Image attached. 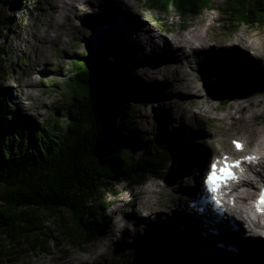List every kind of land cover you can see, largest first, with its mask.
Here are the masks:
<instances>
[{
	"label": "rangeland",
	"instance_id": "1",
	"mask_svg": "<svg viewBox=\"0 0 264 264\" xmlns=\"http://www.w3.org/2000/svg\"><path fill=\"white\" fill-rule=\"evenodd\" d=\"M79 1H82L83 11L77 4ZM79 1L18 0L21 6L14 5L5 10V15L13 19V33L5 40V78L0 83V92H5V95L0 99L4 104L15 105L22 116H30L40 123H61L62 119L66 122L63 111L66 102L70 100L73 61L96 60L97 67L102 71L118 75L125 89L141 91L142 96H150V100L131 108L127 119L131 128L136 131V136L149 146L153 145L152 140L160 124L165 126L164 136L169 140V145L174 144L166 166L167 176L141 177L136 183L123 182L105 189L101 202L111 203L113 206L108 210L104 209L101 215L93 219L97 220V224L88 231L91 241H85L86 234L81 230H74L72 236H68L50 215L47 226L56 229L55 239L48 245L49 251L29 249V253L15 262L3 255L0 247V264H83V261L95 258V250L102 253L96 258L99 264H144L145 259H149V264H160L147 253H157L169 258L170 252L166 251L167 245L163 242L166 237L163 236L172 228L169 225L171 220L163 222L159 214L147 220L146 214H163L171 207H178L184 194L182 191L193 187L189 179L197 177V167H194L193 173L182 174L181 179L177 180L176 165H181L184 172L189 165L184 159H180L181 154L177 150L181 149L189 156L193 155L189 153L191 150L204 151V155L207 151V167L209 154L213 156V152L219 154L229 150L233 138L246 142V134L254 130L261 131L260 137H264V97L256 86L247 88V91L227 104L219 99L220 88L233 78L245 77L255 82H264V69L256 68L258 59L264 57V21L245 24L228 19L220 8L232 3L230 0H211L215 9H205L187 20L178 10L152 8L151 0H131L133 10H129L121 0H98L101 6L97 12L92 9L87 11L86 8H90L87 0ZM57 5H67L66 17L54 10ZM54 20L56 24L52 23ZM140 23L142 26L147 25L144 27L156 29L159 34L154 38L157 35L172 37L203 26L212 38L210 45L221 42L224 48L233 40L236 42L237 34L244 32L245 37L252 39L255 47L239 44L243 48V54L251 58L248 48H257L262 52V57L251 58L253 62L250 65L257 72L241 73L237 69L239 65L243 68L246 65L243 57H238L240 62L235 59L232 64L228 61L231 59L229 51H214L212 45L201 52L184 56L181 63V76L202 86L197 92H182L176 85L170 84V81L177 84L178 75L171 74L164 78L160 75L159 82H148L144 76L136 75L143 72L139 68L140 51L133 40L139 35L143 37L144 29ZM185 24L187 26L183 27ZM151 30L150 33L154 35L155 31ZM148 50L146 43L145 52ZM250 51L255 52L254 49ZM226 58L227 61H224ZM130 67L137 69L131 72ZM211 74H220L222 80ZM257 141L259 140H254L248 146L249 150L253 151ZM208 144L213 146V150L209 149ZM147 150L141 149L139 156L146 155ZM173 164H176L174 168ZM258 185L259 183L256 184ZM252 200L253 197L248 199L250 209ZM142 214L144 216L138 218V222L133 221L132 225L126 226L132 218ZM112 228H115V235L112 236L114 240H110L108 245L104 241V232L112 233ZM15 245L10 248L13 250Z\"/></svg>",
	"mask_w": 264,
	"mask_h": 264
},
{
	"label": "trees",
	"instance_id": "2",
	"mask_svg": "<svg viewBox=\"0 0 264 264\" xmlns=\"http://www.w3.org/2000/svg\"><path fill=\"white\" fill-rule=\"evenodd\" d=\"M230 1L220 9L233 22L264 21V0ZM151 2L152 8L178 10L186 20L215 9L211 0ZM20 3L0 0V83L5 78V40L13 33V19L5 10ZM94 61H73L71 95L63 111L66 122L40 123L0 99V247L10 261L17 262L29 249L49 251L56 229L47 226L50 215L65 234L81 230L89 242L88 231L97 224L93 219L113 206L101 202L105 189L141 177L167 176L174 144L165 138V126L160 124L149 146L127 119L129 110L150 96L128 91L118 75L105 73ZM253 86L264 97L263 81L239 77L220 88L219 99L227 104ZM143 148L148 153L141 157Z\"/></svg>",
	"mask_w": 264,
	"mask_h": 264
},
{
	"label": "bare ground",
	"instance_id": "3",
	"mask_svg": "<svg viewBox=\"0 0 264 264\" xmlns=\"http://www.w3.org/2000/svg\"><path fill=\"white\" fill-rule=\"evenodd\" d=\"M65 1L70 2V0H65ZM75 1L78 2L79 0H75ZM121 1L124 3V5H126V7L129 8V10H133L132 9L133 2L131 0H121ZM81 2L82 1H79L77 4L80 6V8L83 11L84 8H83V5H81ZM86 3L90 5V8H86L87 11H89V9H92L93 11L97 12L99 11V7L101 6V4L98 3V0H87ZM67 4H70V3H67ZM74 4L75 3L73 2L72 5ZM93 5H95V7H93ZM66 8H67V5L65 6L57 5L54 10L58 11V13L61 16L66 17V12H67ZM139 14L141 15V13ZM144 22L142 21V23ZM52 23L56 24V21L54 20L52 21ZM142 23L140 24H141V27L144 29L143 37L139 35L138 37L133 38L134 42L138 46V51H140V61H139L140 67L139 68L143 71L141 74L138 73L136 75L140 77L144 76L148 82H152V81L159 82L160 75H162L163 78L171 74L173 76L178 75L177 84H174L173 81H170V84L174 86L176 85L177 86L176 88L182 92L189 93L190 90L197 92V90H199L202 86L199 85L200 83L198 84L196 82H193L192 80L190 81L189 78H184L183 76H181V72H182L181 63L185 59L184 56L188 54L190 55L193 52L194 53L201 52V50L207 49V46L210 47L212 45L214 46V51L215 50L218 51L220 49L229 51L231 59L228 58L229 59L228 61L232 62V64L234 63L235 59L237 60V62H240L238 60V57L239 58L243 57V60L244 59L246 60V65L244 66V68L243 66L239 65L237 69L238 71H241V73L250 74L253 72L254 73L257 72V69L259 68L264 69V57H262V52L257 50V48L256 49L248 48L249 52H251V56L249 55L251 58L252 56L254 58L262 57L258 59V63H256V68H257L256 70L255 68L252 69L253 66L250 65V62H253V60L249 57H246L243 54V48L242 46L240 47L239 44L244 45V46L255 47V44L253 43L252 39L251 38L248 39V37H245V34H243L244 32L239 35L237 34L236 36L237 41L235 42L233 40L229 46H226V48H224L221 42L220 43L213 42L212 45H210L211 43H209V41H211L212 38L209 35L208 30H206L203 26H200V27L198 26L190 30L188 29L189 31H186V33L183 32L180 34L179 33L174 34L172 37L157 35V37L154 38L156 34H159L156 31V29L151 27V29L155 31L153 35V33H150L152 32V30L149 27H144V26H147L145 25L146 22L145 24H143V26H142ZM146 43H147V48L149 49L148 52H145ZM250 49L252 50L254 49L255 52L253 53L252 51H250ZM217 51L215 52L216 54H217ZM224 61H227V58ZM136 69L137 68L130 67L131 72L136 71ZM217 73H220V72L217 71ZM211 75L212 76L216 75L217 77L220 74H211ZM260 134H261V131H256V130L252 132L250 131L246 134L247 144H250L254 140H257V139L259 140L258 143L260 146L254 148L252 153H256L260 155V161H259L260 169L256 170L254 177L249 178L245 181L243 185L248 187L246 190L235 192L237 206L234 208L232 207L229 210V213L234 217L236 222L239 224L241 230L239 234H237L236 239L231 236L230 237L222 236L221 238V241L232 243V244H238L240 251H241L240 255H235L234 253L226 252L222 250L221 248L216 247L213 244V241L209 239V237L206 238L200 232L202 225L199 224V222L190 219L188 217L190 216L189 213L185 210V212L188 215L186 216L184 214L183 209L179 206L180 210H178L177 208L175 210V208L172 207L169 212L166 211L167 213H163V214L158 213L162 217L163 222L168 223L171 220L169 222V225L172 228L169 229L167 233L163 236V237H166V239L163 240V242L167 245V247L164 245L166 247V251L170 252L169 258L159 255L157 253H153V254H150V252L147 253L151 255V257L152 256L155 257L156 262H159L160 264H264V248L262 246V244L264 243V218L256 216L255 213L248 207L249 205L248 199H251L253 197V192L255 188L257 187L256 184L264 183V137L261 138ZM208 146L210 150H213L212 145L208 144ZM229 150L232 151L233 147H229ZM203 152L202 151L194 152V150H191L189 153H192L193 155L189 156L187 154L185 155V151L181 149L177 150V153L181 154L180 159H184L186 163L189 164L185 172L183 169H181L182 168L181 165L173 164V168L176 165L177 180L181 179L182 174L186 175V174L193 173L194 167H197L196 168L197 177L195 178H199L201 173L206 168V162H207L206 160L208 159V152L206 151L205 155L203 154ZM213 153H216V152H213ZM210 158H211V153L209 154V159ZM190 192H191V189H190ZM203 193H204V190H203ZM168 213L171 215L168 216L169 220L167 221ZM151 214H146L147 220L149 219V216ZM163 215L165 217H163ZM143 216H144L143 214L140 216L136 215L134 218H132L130 222L126 224V226H128L129 224L132 225L133 221L138 222L139 221L138 218L141 219L143 218ZM114 231H115V228H112L111 230L112 233H108L106 231L104 232L105 244L109 245V241L114 240V238L112 237L113 235H115ZM245 232H247V234H245ZM248 241H251L252 243L248 244ZM100 247L101 246H98V248ZM99 251L95 250L93 252V255L95 256V258L94 259L92 258V260L83 261V264H99V261L96 260V258L102 255V253ZM157 252L161 254L159 250ZM148 261L149 259H145L144 264H149Z\"/></svg>",
	"mask_w": 264,
	"mask_h": 264
},
{
	"label": "snow or ice",
	"instance_id": "4",
	"mask_svg": "<svg viewBox=\"0 0 264 264\" xmlns=\"http://www.w3.org/2000/svg\"><path fill=\"white\" fill-rule=\"evenodd\" d=\"M237 146L239 147L240 145L238 144ZM247 159L251 160V159H256V158L249 157ZM217 163L218 162H214L210 166L211 172L208 175L207 180L205 182L210 191H214L216 187H218L221 184V182L225 179H236L237 178L235 174L230 171V169L234 166H238L239 165L238 161L236 162L235 165L226 164L225 167L221 169L217 168ZM256 208L258 211L264 212V192L261 193L259 200L256 202Z\"/></svg>",
	"mask_w": 264,
	"mask_h": 264
}]
</instances>
